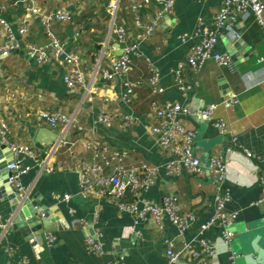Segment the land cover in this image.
<instances>
[{
  "label": "crops",
  "instance_id": "crops-1",
  "mask_svg": "<svg viewBox=\"0 0 264 264\" xmlns=\"http://www.w3.org/2000/svg\"><path fill=\"white\" fill-rule=\"evenodd\" d=\"M107 2L39 0L45 12L66 9L74 16L72 23L54 22L52 26L56 35L67 43L68 51L79 52L82 59L87 87L70 88L63 79L67 67L62 60L52 57L40 65L27 52L29 42L48 44L41 19L34 17L24 22L23 2L0 0L6 8V18L15 27L23 23L28 27L26 35H17L20 47L9 56L1 52L6 40L0 36V116L10 124L13 141L28 145L40 156L50 148L53 150L48 164L54 167L51 171L43 170L32 158L25 160L31 169L21 177L24 185L21 194L33 205L56 207L54 216H62L61 227L45 232L43 248L38 250L18 230L9 200L0 197V224L5 225L0 233V264H107L113 260L122 264H167L169 242L181 251L173 264H201L194 251L199 224L214 212L216 185L214 172L208 167L214 156L229 162L228 178L223 186L231 195L227 209L238 215L230 226L234 232L230 248L221 239L220 228L208 232L217 249L212 264H264V181H260L264 178V38L260 25L253 16L245 22L239 21L236 29L242 32L245 43L238 50V61L223 66L210 59L195 71L188 69L185 80L195 87L184 94L174 69L188 57L192 40L182 42L179 36L183 33L195 36L203 25L212 24L221 0H176L173 11L164 14L159 28L148 37L135 23L130 0H118L115 24L127 28L125 42L113 30ZM160 10L163 4L152 1L143 9L144 21ZM234 39L223 32L216 50L228 52L227 45ZM123 44H137L142 51L141 56H131L130 78L144 81L131 102L120 97L123 90L120 76L112 80L103 77L112 60L123 53ZM150 63L160 69L164 92H154L147 84ZM114 95L118 98L107 103L109 111L131 114L137 118L135 124L124 127L118 118L111 126L98 121L104 97ZM233 96L238 102L225 106L223 102ZM153 99L179 101L192 108L194 113L183 115L182 120L186 127L197 132L194 152L204 166L203 174H167L166 153L152 132L156 121L151 107ZM212 103L217 104L214 116L223 118L238 134V145H234L230 135L221 134L208 122L196 118L199 110ZM41 109L64 112L74 119L65 133L66 143L56 146L62 129L50 128L39 120L37 112ZM41 128L57 134L56 140L46 143L43 149L35 141ZM92 139L125 151L127 157L119 163L128 168L136 170L145 163L160 164L154 183L142 197L156 201L174 199L184 212L195 214L192 229L181 234L168 219L158 224L151 216L136 222L133 214L106 195L84 194L76 162H94L93 152L86 149ZM245 148L252 150L254 156L247 157ZM7 157V151L0 147V161ZM65 194L70 195L69 200L63 199ZM48 233L55 236L51 245L46 238ZM97 235L103 242L101 253L89 251L86 245L88 236Z\"/></svg>",
  "mask_w": 264,
  "mask_h": 264
},
{
  "label": "built area",
  "instance_id": "built-area-1",
  "mask_svg": "<svg viewBox=\"0 0 264 264\" xmlns=\"http://www.w3.org/2000/svg\"><path fill=\"white\" fill-rule=\"evenodd\" d=\"M24 3V22L34 17L41 19L44 31L48 37L46 46L27 43L28 54L33 57L37 63L44 65L52 57L62 60L67 70L63 79L70 88L77 85L85 86L84 70L82 69V59L79 52H70L67 49V43L59 38L54 32L52 26L54 22L72 23L74 16L72 12L66 9H57L51 12H45L41 9L39 0H20ZM152 1L163 4V10H160L145 22L143 9ZM176 0H130V6L135 13V23L143 28L146 37L153 34L160 26L164 14L173 11ZM221 7L217 11L212 24L203 25L195 36L189 33H183L179 36L182 42L192 40L190 44V53L188 57L180 61L174 69L175 77L178 81L180 90L186 94L195 87L192 82L185 80V72L188 69L197 70L202 67L206 61L214 59L219 65H228L232 61L228 52H219L216 50L218 42L223 32L228 36L237 38L239 33L236 24L245 22L249 16H253L255 22L260 25L264 38V0H221ZM108 12L112 15L114 32L121 42H125L128 36L127 28L120 24H115V16L119 8L118 0H108L106 3ZM5 6L0 4V36L5 38L6 43L2 46L1 52L4 56H9L13 50L20 47L17 35H26L28 27L25 23L17 27L8 20L4 14ZM201 23L203 21L201 20ZM79 34V33H77ZM141 56L142 51L137 44L124 46L123 53L116 56L111 63L109 70L103 72L106 80H112L120 76L122 78L123 90L120 97L131 102L135 96L137 88L144 84L143 80H133L130 78L131 56ZM150 75L147 78V84L151 86L154 92H164L165 88L161 85L160 69L150 63ZM87 87V86H85ZM118 96L104 97L105 104L102 107L98 121L106 126L114 124L118 118L124 127H129L136 123V117L131 114L117 115L109 111L107 103L117 100ZM238 102L236 96L225 100V106H233ZM151 107L155 113V124L152 126V132L156 136L162 150L166 153L167 159L164 165L169 175H180L187 173L191 175H201L204 173V166L200 158L194 152V141L197 135L195 129L185 126L183 115H192L194 112L188 105L179 101L166 100L161 102L153 99ZM217 104H209L201 109V116L211 124L221 134L230 135L234 145H238L239 136L231 130L223 118L214 116ZM39 120L44 121L50 128H61L62 132L58 136L56 146L66 143L65 133L74 123V119L64 112L49 111L41 109L37 112ZM82 129V126H79ZM0 143L9 146L13 152V161L8 164L11 171L9 178L13 189L19 193L24 190L21 181L22 175L28 173L31 165L26 163L27 158H32L40 163L43 170L51 171L54 169L49 164L53 150L50 148L44 156H40L28 145L20 144L12 140V128L8 121L0 116ZM87 150L93 152L94 162H76L80 176L81 191L89 195L98 192L106 195L112 201L117 203L120 208L130 212L135 217V221L146 219L148 216L161 224L164 219H168L181 234H187L192 229L196 221V216L192 212H184L177 202L166 197L163 201H156L142 197L143 192L150 189L155 181V176L160 171L161 165L157 163L143 164L139 169L128 168L120 160L127 157V153L120 149H113L111 146L101 140L92 139L86 145ZM247 157L254 156L250 149H244ZM209 169L214 172V183L216 193L214 197V212L209 219L199 224L196 235V247L194 256L201 264H212V260L217 255L216 242L208 235V232L214 228L222 230L221 239L230 248V243L234 237V232L230 226L236 221L237 212L229 211L227 204L231 200L230 192L223 186L228 178L229 162L220 156H214L209 162ZM110 169V171H108ZM261 182L264 178L260 179ZM70 195L65 194L64 200H69ZM42 211L40 216H44ZM4 224H0V233ZM48 243H53L55 236L53 233L46 235ZM87 249L91 252L101 253L103 242L100 235L88 236L86 239ZM189 247V244H185ZM181 255V251L174 248L173 242H169L167 249V264L175 263ZM107 264H122L120 260H113Z\"/></svg>",
  "mask_w": 264,
  "mask_h": 264
},
{
  "label": "water",
  "instance_id": "water-1",
  "mask_svg": "<svg viewBox=\"0 0 264 264\" xmlns=\"http://www.w3.org/2000/svg\"><path fill=\"white\" fill-rule=\"evenodd\" d=\"M168 16V15H167ZM169 17V16H168ZM169 19L167 20V22ZM240 37L235 38L227 45L228 53L232 61L237 62L239 59L238 50L244 46V39L241 37L242 32L239 30ZM125 44L122 46L124 47ZM226 86V85H225ZM199 120H204L201 116V110L198 111ZM36 146L43 149L46 143L53 142L57 138V134L48 128H41L37 132ZM2 149L7 151V159L0 161V197L1 199L7 198L13 211V220L17 223V228L26 240L32 242L38 250H42L44 243V233L57 230L61 227L59 219L62 218L61 214L54 216V212L58 211L55 208H48L47 206L33 205L19 192L15 191L10 183L11 171L8 164L13 161V152L6 144H0ZM44 211L45 215L40 216ZM59 217V218H57ZM58 219V220H57Z\"/></svg>",
  "mask_w": 264,
  "mask_h": 264
}]
</instances>
